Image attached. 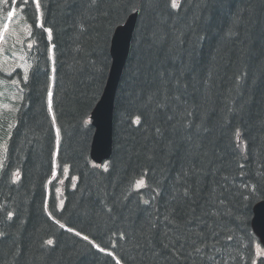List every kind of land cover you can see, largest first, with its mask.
Segmentation results:
<instances>
[{"label": "trees", "instance_id": "trees-1", "mask_svg": "<svg viewBox=\"0 0 264 264\" xmlns=\"http://www.w3.org/2000/svg\"><path fill=\"white\" fill-rule=\"evenodd\" d=\"M40 2L42 21L33 3L25 5L29 39L4 47V38L0 48V75L9 79L6 65L15 66L22 91L17 111L0 114V145L7 146L0 264H115L55 220L115 251L122 264H201L162 248L172 228L164 217L173 216L176 232L183 235L187 223L219 241L218 264H264L251 229L253 207L264 199V0H177V9L171 0ZM135 11L116 92L114 152L96 167L89 118L110 72L114 30ZM39 22L52 29L51 41ZM140 179L146 187L133 190ZM149 218L159 256L142 233ZM120 231L134 238L118 241Z\"/></svg>", "mask_w": 264, "mask_h": 264}, {"label": "snow or ice", "instance_id": "snow-or-ice-1", "mask_svg": "<svg viewBox=\"0 0 264 264\" xmlns=\"http://www.w3.org/2000/svg\"><path fill=\"white\" fill-rule=\"evenodd\" d=\"M13 2L16 3L17 6H19L20 4L27 5L29 3H33L34 7H35V12L37 14H39L36 16V19H37V21H42V12H41L42 5H41L40 0H13ZM3 3H8V0H3ZM91 3L95 4L96 0H91ZM178 7H180V5L177 3V0H171V8L177 9ZM15 15H16V13L14 10L7 12V21H11L15 17ZM36 26L42 27L43 31H45L48 34L49 41H51L52 29L48 28V27H44L42 22L38 23ZM0 27H2L3 30H7L8 23L5 22ZM29 35L31 36L32 33L29 32ZM0 39H2V36H0ZM28 47L32 48L33 45L29 44ZM49 51H51V49H49ZM53 71H55L54 68H53ZM8 75L11 76L12 73L9 72ZM23 79H24V82H27L29 79L28 67L24 68ZM11 83L13 85H16L19 83V81L12 80ZM52 96H53V93H52L51 89H49L48 90V110H49V112H52ZM52 123H53V125L56 124L55 115H53V117H52ZM134 123H136V124L140 123V117L139 116L136 117ZM11 127H12V125L10 124L9 128H11ZM157 131L159 132V129H157ZM59 136H60V129L56 128L57 140H59ZM237 136H239V133H237ZM4 151L5 152L7 151L6 145L4 146ZM2 166L3 165L0 164V167H2ZM241 167H243V166H241ZM64 171L67 172L68 169L65 168ZM13 176L15 179L19 178L18 173H13ZM144 184H145V181L143 179L135 181V189H137V190L140 189ZM185 195H187V189H185ZM143 203L147 205L149 203V201L144 200ZM61 205H63V202H61ZM111 211H112V209L108 208V212L110 213ZM12 216H13L12 212L7 213L8 219H12ZM49 216L51 217L52 214L49 213ZM164 221H165L166 227H167V225H172V228L169 231H166L163 233L164 238L167 242L166 243L162 242V248L167 250L170 255H172L176 259H181V258L185 257V253L187 252V256L191 257L193 260H195L196 257H200L201 264H218L219 249L217 248V244L219 243V241L216 240L214 236H206L205 233L189 227L187 225V223L185 225V232L182 235L181 233L175 231V229L179 228L180 225L178 222H176V218L174 216L171 218L164 217ZM55 223L58 224L61 229H66V231H68L70 233H74L75 236L80 237L82 240H84L88 244L92 245V247L97 249L99 252L105 253L107 256L111 257L112 260L115 262V264H122V258L117 256L115 251H113V250H107L106 251V249L104 247H102L100 244L96 243L93 239H90V237L88 235L82 234L80 231L75 230L72 227L66 228V225L64 223H61L59 220H55ZM156 227H157L156 222L153 219L149 218L147 221V227L142 229L145 244L149 248H153L152 238H153V233H154ZM3 235H4V233L0 232V236H3ZM116 235H117L118 241L128 242L134 238L132 233L126 232V231H120ZM232 239H233V237H231V236L228 237L229 241H231ZM46 243L48 245H51L53 243V241L51 239H49L46 241ZM186 245L191 248V251H188V249L185 247ZM136 246L138 248L142 247V245H139V244H137ZM117 247H118V243L114 242L111 244L112 249H116ZM206 249H208L207 252L205 251ZM209 253H211V255H209ZM256 254H257V256H264V251H258ZM153 255L159 256L160 251L153 248ZM252 264H255V261H253Z\"/></svg>", "mask_w": 264, "mask_h": 264}, {"label": "water", "instance_id": "water-1", "mask_svg": "<svg viewBox=\"0 0 264 264\" xmlns=\"http://www.w3.org/2000/svg\"><path fill=\"white\" fill-rule=\"evenodd\" d=\"M138 14L134 13L115 31L111 43L112 66L109 77L100 101L92 112V125L95 134L92 141L91 157L101 163L109 159L113 153V115L116 92L121 76L126 67L130 54L131 42L137 25ZM243 144L240 149L244 152ZM252 230L264 247V200L255 205L253 209Z\"/></svg>", "mask_w": 264, "mask_h": 264}, {"label": "rangeland", "instance_id": "rangeland-1", "mask_svg": "<svg viewBox=\"0 0 264 264\" xmlns=\"http://www.w3.org/2000/svg\"><path fill=\"white\" fill-rule=\"evenodd\" d=\"M2 19H3V16L0 17V26H2V24H1V22L3 21ZM29 32H31V29L26 23H24V19L22 21L21 16L16 17V19L12 21L10 28L7 32V35H5L6 37H5V41H4V47L11 46L14 39H15V41H18L17 43L22 42L23 39L26 36H28ZM2 33H3V29H2V31H0V36H2ZM2 51L4 52V48H2V50L0 52L2 53ZM14 57L16 58L15 60H20V55H17ZM5 62L3 64V66H5ZM25 67H29V65L25 64L24 68ZM15 68H16L15 66H12V64L9 63L8 65H6L5 72L6 73L11 72L12 73V72H14ZM0 91L2 92V93H0V97L5 96L8 98H13V96H15V94L17 92H19L20 96H22V91H21V88L18 84L13 85L11 83V81H7L5 79L3 80V78H0ZM17 95H18V93L16 94V96ZM1 109H3V110L13 109V107L11 106V104L5 103V105L4 104L0 105V114L4 112V111H1ZM5 145H6V143L0 145V164H2V165H3V161L5 160L4 158L6 156V153H7V151L6 152L4 151ZM0 170H1V167H0ZM142 187H144V185ZM257 247H258L257 252L258 251H264V249L262 247H260V245H258ZM258 257L264 259V256H258Z\"/></svg>", "mask_w": 264, "mask_h": 264}, {"label": "flooded vegetation", "instance_id": "flooded-vegetation-1", "mask_svg": "<svg viewBox=\"0 0 264 264\" xmlns=\"http://www.w3.org/2000/svg\"><path fill=\"white\" fill-rule=\"evenodd\" d=\"M10 0H8V2H9ZM5 7H7L8 5L6 4V5H4Z\"/></svg>", "mask_w": 264, "mask_h": 264}, {"label": "bare ground", "instance_id": "bare-ground-1", "mask_svg": "<svg viewBox=\"0 0 264 264\" xmlns=\"http://www.w3.org/2000/svg\"><path fill=\"white\" fill-rule=\"evenodd\" d=\"M139 17V16H138ZM195 177V176H194Z\"/></svg>", "mask_w": 264, "mask_h": 264}]
</instances>
